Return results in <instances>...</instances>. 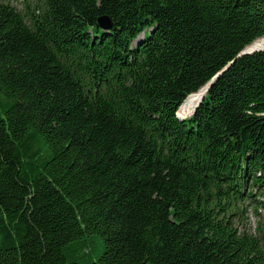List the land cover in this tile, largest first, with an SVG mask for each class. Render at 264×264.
<instances>
[{"label": "trees", "instance_id": "16d2710c", "mask_svg": "<svg viewBox=\"0 0 264 264\" xmlns=\"http://www.w3.org/2000/svg\"><path fill=\"white\" fill-rule=\"evenodd\" d=\"M262 39L264 0H0V264H264Z\"/></svg>", "mask_w": 264, "mask_h": 264}, {"label": "water", "instance_id": "95a60500", "mask_svg": "<svg viewBox=\"0 0 264 264\" xmlns=\"http://www.w3.org/2000/svg\"><path fill=\"white\" fill-rule=\"evenodd\" d=\"M99 26H100V28L103 29V30H109V29L112 27L111 20H110L108 17H106V16H105V17H102V18L99 19ZM248 48H249V47H247V48H246V49H245V50H244V51H243V52L237 57V59L240 58V57H242V56L251 55V54H254V53H256V52L264 51V49L254 50V51H249ZM231 64H233V63H231ZM231 64H230V65H231ZM226 70H227V68H226L222 73H224ZM222 73H220L219 75H217L216 77H214V78H213V79H212L207 85H205V87H203L198 93L194 94V95H197V98L200 97V101H199V102L197 103V105L195 106L193 112H195V111L198 109L199 105L203 102V99H204L205 95H206V94L208 93V91L213 87L214 83L217 81V79L219 78V76H220ZM177 116L180 117L179 114H177ZM180 118H182V117H180Z\"/></svg>", "mask_w": 264, "mask_h": 264}, {"label": "bare ground", "instance_id": "6f19581e", "mask_svg": "<svg viewBox=\"0 0 264 264\" xmlns=\"http://www.w3.org/2000/svg\"><path fill=\"white\" fill-rule=\"evenodd\" d=\"M264 49V39L258 40L255 43H253L251 46H249L248 50L249 51H254V50H260ZM200 101V97L197 98V95H192L189 97L184 104L182 105V110L184 113H191L194 111L195 106L197 103Z\"/></svg>", "mask_w": 264, "mask_h": 264}, {"label": "rangeland", "instance_id": "374dc122", "mask_svg": "<svg viewBox=\"0 0 264 264\" xmlns=\"http://www.w3.org/2000/svg\"><path fill=\"white\" fill-rule=\"evenodd\" d=\"M192 113L193 112H191V113H184L183 110H182V108H181V110L179 111L178 114H179L180 117L186 118V117H190L192 115ZM259 213L261 215L263 214L261 211H259ZM250 218H251V220H250V226L252 227V229L254 231V229H255V227H256V225L258 223V220H257V217L254 214H251L250 215Z\"/></svg>", "mask_w": 264, "mask_h": 264}]
</instances>
